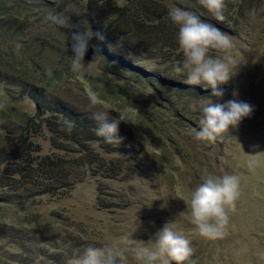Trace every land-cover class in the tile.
<instances>
[{"label":"rangeland","instance_id":"obj_1","mask_svg":"<svg viewBox=\"0 0 264 264\" xmlns=\"http://www.w3.org/2000/svg\"><path fill=\"white\" fill-rule=\"evenodd\" d=\"M127 1L132 0H0V264H70L86 247L104 244L124 252L126 264H137L125 238L147 244L166 224L191 241L195 264H264V154L255 157L256 166H248L254 145L264 152V0L244 5L226 0L222 22L199 0V6L194 0H161L168 14L177 7L190 11L231 38V54L240 66L229 83L220 85L223 97H213L202 85H188L183 75L171 79L173 86L152 81L159 69L173 65L169 59L175 52H182L161 47L169 51L165 55L158 45L151 46L146 59L135 61L140 72L129 71V92L113 93L111 87L125 83L115 77L121 75V66H114L119 58L95 36L100 26L91 18L102 4ZM50 16L82 26L86 22L91 29L89 45L96 52L80 69L71 67L69 30ZM49 69L57 81L47 83ZM93 85L116 100H97L93 107ZM149 85L163 91L167 102L152 98ZM212 100L242 101L254 109L223 142L197 138L201 106ZM174 105L194 122H180L181 112L166 109ZM95 110L127 120L120 124L122 143L103 148L92 142L95 158L85 157L79 144L48 123V118L61 119L64 111L74 117ZM18 136L29 143L30 159L39 169L31 182L19 180L16 171ZM46 156L58 163L53 171L42 165ZM205 174H235L241 182L225 234L215 240L199 235L187 207Z\"/></svg>","mask_w":264,"mask_h":264},{"label":"clouds","instance_id":"obj_2","mask_svg":"<svg viewBox=\"0 0 264 264\" xmlns=\"http://www.w3.org/2000/svg\"><path fill=\"white\" fill-rule=\"evenodd\" d=\"M199 3L218 22L225 20L226 0H199ZM169 18L178 27V44L184 57L183 62L177 63L173 71L184 75L188 85H202L205 89L212 90L213 97H223L224 92L220 85L229 83L240 66L239 61L231 54L234 45L229 35L213 24L202 21L194 13L179 7L170 10ZM50 19L69 30L71 67L74 71L80 69L85 64L89 41L93 36L91 29L87 27L86 22L82 26L81 23L73 24L61 16H50ZM96 35L100 39L104 38L101 33ZM213 52L222 55H212ZM97 58L98 56L94 57L93 62ZM47 75L52 76L50 69L47 70ZM90 102L93 107L98 104L95 97L90 98ZM253 110L250 104L237 100H229L226 103L212 100L203 104L200 109L197 138L223 142L231 135V130L239 126L242 119L251 116ZM91 119L97 125L95 134L102 137L106 143H122V137L119 136L120 124L127 120L123 117H110L103 110L92 111ZM67 130H72L70 123ZM258 147L254 145V154H249L253 157L248 161L250 168L258 164L255 157L264 154L255 151ZM201 180L202 183L191 192L187 207L199 235L215 240L225 234L230 219L229 211L235 208L241 194V182L235 174H225L222 177L205 174ZM168 225L158 231L155 238L147 244L125 238L126 247L131 250L137 264H195L191 259L194 252L191 241ZM126 259L124 252L115 245H90L84 249L82 256L70 264H126Z\"/></svg>","mask_w":264,"mask_h":264},{"label":"trees","instance_id":"obj_3","mask_svg":"<svg viewBox=\"0 0 264 264\" xmlns=\"http://www.w3.org/2000/svg\"><path fill=\"white\" fill-rule=\"evenodd\" d=\"M181 1L189 3L190 0ZM234 1L235 0H233L232 2ZM195 2L196 0L192 1V4L199 6V4ZM239 2L240 0L238 1L237 5H239ZM246 2L247 0H241L240 5H244ZM161 4V0H132L131 2L127 1L122 5L118 4L117 2H108L102 4L100 8L98 7L93 10L91 19H93V21L96 23L95 25L100 26L99 28H97L96 33H101L104 38L100 39L97 37V35L95 36L98 38L102 45L108 46V50L115 51L119 58L118 63H114V66H121V71L119 70V72H121V75L115 74L114 71L113 73L115 74L116 78L122 79L125 83L122 86H120L119 83H116L114 87L110 88L116 95H118L119 93L118 90H122L126 93L129 92L128 83L131 78V75H129V73H134L135 71L136 74H138L140 72V67L138 65L139 63L135 61L138 59H146L144 55L151 53V46H160L161 52H163L161 47H166L167 50L176 49L177 47H179V45H177L178 27L172 23L169 18L168 12H166L169 8L165 7L164 4V8H161ZM148 7L152 10L151 12H149V14H145V9ZM167 52L169 51H165L162 54L167 55ZM128 56H130L131 59H129ZM183 59L184 57L181 51H178L177 53L175 52V54L169 59L170 63H172L173 65L166 69H159L157 74L151 77V80L154 81V78H156L157 80L160 79L162 81V84L163 82L167 81L171 84V86H173V84L171 83V79L175 80V82L181 80L177 79L181 74L175 73L173 71V68L177 63H182ZM124 73H126L127 75L124 76ZM167 74H169V76ZM172 74L177 75V80L172 77ZM45 76L48 81L47 83H51V81L53 80H58L57 77L51 78L47 74ZM144 78L145 77H142V79ZM144 81L150 83V81L147 79H144ZM168 87V89L171 91L172 88H170L169 85ZM150 88L153 90V93H151L152 98H155L156 101H161V99L165 100L163 97V91L159 89L154 91V88L152 86H150ZM92 90L93 93H95L96 99L98 101H100L101 99H104V101L116 100V97L114 96L111 98L104 97L105 92L103 91V89L95 88L94 85L92 87ZM181 92H183V94L188 93L186 90H183ZM165 101L167 102V100ZM38 102L40 104V100H38ZM166 109H177L179 112H181V114L179 115L180 118L178 120L180 122H183V124L191 125L190 123L194 122V120L190 116H188L189 114L187 115L186 113H182V109H179L178 105H174V107ZM64 113L65 116H63L61 119L59 117L48 118V123L51 124L52 128H55L57 133L65 134L69 139H72L75 143L79 144V149L83 152L85 157H91L92 155L94 156V154H92V152L95 151L92 145L93 141H99L101 147L103 148L113 146V144L106 143L102 137H99L95 134L97 125L96 122L91 119V116L89 114L78 113L73 117L71 116L70 112L64 111ZM140 114L142 113H138L136 115V120L137 122L139 121L138 124H141V126H143L142 119H139L141 117ZM69 119L73 121L70 122V124L72 125L71 131L67 130ZM31 121H33V119H29L27 124H29V122ZM193 126L197 127L198 125L194 123ZM20 136L17 137L15 144L16 150L19 151L16 154V158L19 159H17V163L20 162V164L17 165L16 171L21 175L19 180H26L28 182H31L32 180L34 181L36 178H38L36 176V173L39 171V169L38 171L34 169L33 161L29 156V143H25ZM0 154H2V152H0ZM97 156L98 155H96V157ZM46 157L47 163L46 161H41L42 165L44 166V168H49L48 172L53 171V168L58 163L55 159L50 158V156ZM38 166H40V164H38ZM104 170L109 172L110 169L105 166ZM1 176L2 173H0V178ZM64 181L65 179L62 182Z\"/></svg>","mask_w":264,"mask_h":264},{"label":"water","instance_id":"obj_4","mask_svg":"<svg viewBox=\"0 0 264 264\" xmlns=\"http://www.w3.org/2000/svg\"><path fill=\"white\" fill-rule=\"evenodd\" d=\"M95 54V49L93 46L89 45L88 47V51H87V54L85 56V59L86 60H90L92 58V56Z\"/></svg>","mask_w":264,"mask_h":264}]
</instances>
